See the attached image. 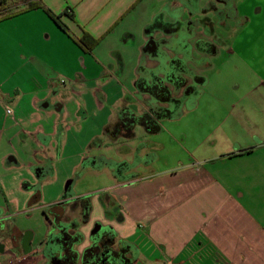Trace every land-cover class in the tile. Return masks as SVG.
I'll return each mask as SVG.
<instances>
[{
  "label": "crops",
  "instance_id": "0c3cea01",
  "mask_svg": "<svg viewBox=\"0 0 264 264\" xmlns=\"http://www.w3.org/2000/svg\"><path fill=\"white\" fill-rule=\"evenodd\" d=\"M31 1L63 29L42 9L0 22V264H80L102 230L129 264H264V0ZM155 78L177 107L137 90ZM159 107L176 115L156 132L104 138L116 156L79 154L97 192L55 182L88 121Z\"/></svg>",
  "mask_w": 264,
  "mask_h": 264
},
{
  "label": "trees",
  "instance_id": "16d2710c",
  "mask_svg": "<svg viewBox=\"0 0 264 264\" xmlns=\"http://www.w3.org/2000/svg\"><path fill=\"white\" fill-rule=\"evenodd\" d=\"M16 0H0V22L10 19L16 15L22 14L26 11L32 10V9H42L56 24L63 29L62 24L60 23L58 17H55L50 11L46 10L41 4L34 3L31 0H22L25 5L23 7V4L18 6V9L13 12L7 13L9 9L12 8V4ZM157 24H154L148 29H146V32L152 30L154 27H156ZM162 31L164 32H172V29H168L167 25H159ZM175 32V31H173ZM99 43V39H93L87 34H84L78 41L77 44L84 50H92L97 44ZM153 48V43L149 42L144 50H149ZM175 66L178 69H182V65L179 64V62H175ZM137 90L139 92L146 93L150 95L152 98H154L156 101L162 104H167L170 102L176 103V106L180 104V101L174 100L170 96V92L167 90V88L164 87V85L161 83L160 80L154 79L153 82L146 84V83H137ZM176 115V112L174 110L166 109L164 107H159L157 110H151L148 111L140 116H135L133 113L122 110L120 112L119 116V124L115 127L113 130H106V133L110 137H114L115 134L122 133L125 134V136H130L132 131V126L136 123L141 124L144 129L147 132H156L159 128V122L163 119L171 118ZM122 165H119L117 168V171L121 169ZM120 253H116V255H120L119 259L115 260L114 262L110 260V263L108 264H116V262L122 261L123 254L127 252V249H120ZM100 249L97 248V244H93L89 248L85 249L83 251L82 257H81V264H103V261H100L99 256ZM74 255L71 254V259L74 260ZM124 262V263H123ZM122 264H129L128 260H123L121 262Z\"/></svg>",
  "mask_w": 264,
  "mask_h": 264
},
{
  "label": "rangeland",
  "instance_id": "374dc122",
  "mask_svg": "<svg viewBox=\"0 0 264 264\" xmlns=\"http://www.w3.org/2000/svg\"><path fill=\"white\" fill-rule=\"evenodd\" d=\"M21 1L22 0H16L12 4V8H14V9H9L7 11V13L18 10L15 8H18V6L23 4V2H21ZM208 73H209V75L214 76L212 69L207 71L205 73V75L207 76ZM212 80H213V78H212ZM211 85H213V82H211ZM8 104L11 108H13V105L10 104V102H8ZM175 106H176V103H175ZM94 130L95 131H93V126L91 125L90 121H88V123L83 127V130L80 134H73L72 140L67 145L66 149L64 150V154H63L62 158H60L58 160V163H56L54 166L55 173H56L55 182L61 183L63 185V187L69 179L76 178V184H75V187L73 189V194H74L73 197L78 196L79 199H83V198L91 196V193H87V192H93V193L97 192L94 190H96V188L98 186L97 184L99 183L98 177L102 176V174L87 172V170L80 169L79 168V165H80L79 162H81V158H80L79 154L84 153V157H86V158L89 157V154L94 155V154H100L101 152L106 153V154H110L112 156H116L117 152L120 151V150H118L119 147L117 145L110 143V142H106L107 134L105 132H104V134H102V130H100V131H97L96 129H94ZM93 135H94V137H96V140H97L96 144H95L96 145L95 150H93V148H91L92 147L91 141L93 140L92 139ZM104 138H106V140ZM165 150H166V148L165 149L163 148V150L162 149L160 150V151H162V155L166 154ZM77 165H78V167H77ZM75 167H77V169H76L77 171L76 170L75 171L78 173H76L74 171ZM73 197H68V196L66 197L63 194V192L61 195L62 199L68 200V201L71 200ZM45 209H49L48 205L45 206Z\"/></svg>",
  "mask_w": 264,
  "mask_h": 264
},
{
  "label": "flooded vegetation",
  "instance_id": "af4514ba",
  "mask_svg": "<svg viewBox=\"0 0 264 264\" xmlns=\"http://www.w3.org/2000/svg\"><path fill=\"white\" fill-rule=\"evenodd\" d=\"M171 79L174 81L173 78ZM172 103L173 105H175L174 102H171L169 104H172ZM164 108L169 109L167 107H164ZM93 240L95 241V244H97V248L100 249L99 256H100V261L101 262L103 261V264L110 263V260L114 262L115 260L119 259L120 255H116V253L114 252H111L109 255L107 253L108 252L107 250L109 249L110 240L107 239L106 230H102L98 232L95 236H93Z\"/></svg>",
  "mask_w": 264,
  "mask_h": 264
},
{
  "label": "water",
  "instance_id": "95a60500",
  "mask_svg": "<svg viewBox=\"0 0 264 264\" xmlns=\"http://www.w3.org/2000/svg\"><path fill=\"white\" fill-rule=\"evenodd\" d=\"M72 195V192H67V195ZM101 228L100 227H96L94 230H93V234H95L96 232H98L99 230H100ZM65 243H67V240H66V242ZM70 243V241L66 244V247L65 248H67V249H69V248H71L70 246H71V244H69ZM72 245H73V243H72ZM70 251H72L71 249H69ZM69 250H67L66 252H65V255H66V257H65V260H64V264H71V262H72V259L70 258V254H73L75 257V263H76V260H77V255H76V253H72V252H70L69 254L67 253V252H69ZM52 264H54V263H52ZM57 264H62L61 262L59 263H57ZM80 264H81V262H80Z\"/></svg>",
  "mask_w": 264,
  "mask_h": 264
},
{
  "label": "built area",
  "instance_id": "2783aa9c",
  "mask_svg": "<svg viewBox=\"0 0 264 264\" xmlns=\"http://www.w3.org/2000/svg\"><path fill=\"white\" fill-rule=\"evenodd\" d=\"M5 114L8 115V116H11L12 115L11 108L5 107ZM165 264H171V262L170 261H166Z\"/></svg>",
  "mask_w": 264,
  "mask_h": 264
}]
</instances>
